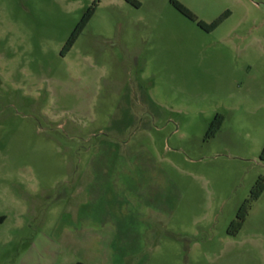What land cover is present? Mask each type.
I'll return each mask as SVG.
<instances>
[{
	"label": "rangeland",
	"instance_id": "rangeland-1",
	"mask_svg": "<svg viewBox=\"0 0 264 264\" xmlns=\"http://www.w3.org/2000/svg\"><path fill=\"white\" fill-rule=\"evenodd\" d=\"M263 151L264 0H0V264H264Z\"/></svg>",
	"mask_w": 264,
	"mask_h": 264
},
{
	"label": "trees",
	"instance_id": "trees-1",
	"mask_svg": "<svg viewBox=\"0 0 264 264\" xmlns=\"http://www.w3.org/2000/svg\"><path fill=\"white\" fill-rule=\"evenodd\" d=\"M175 4L178 7V9L181 10L183 13H185L187 16H189L192 19H196V16L185 5H183L180 2H175ZM96 6H97V1H95V3L87 10L84 17L82 18L80 23L77 25L71 37L69 38L68 42L66 43L63 49V54H66L73 47L76 40L79 38L82 31L84 30L86 25L89 23L90 19L92 18L95 12ZM223 19L224 18L222 17L218 18L210 25L205 24L204 21H200V24L209 29H215L223 21ZM223 122H224V116L222 114H218L211 123L210 129L208 131V136L209 137L214 136L220 130ZM262 156L264 158V151H263ZM263 192H264V180L259 179L256 185L253 187L251 197L244 202V204L241 206V208L238 211L237 218L232 222L230 229H229L231 234H237L241 230V228L243 227L245 223L246 217L249 213L251 201L258 199L262 195ZM4 221H5V217L0 216V224L4 223ZM64 264H85V263L82 261H77L74 263H64Z\"/></svg>",
	"mask_w": 264,
	"mask_h": 264
}]
</instances>
